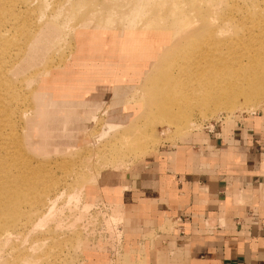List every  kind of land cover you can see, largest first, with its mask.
<instances>
[{
  "label": "rangeland",
  "instance_id": "obj_1",
  "mask_svg": "<svg viewBox=\"0 0 264 264\" xmlns=\"http://www.w3.org/2000/svg\"><path fill=\"white\" fill-rule=\"evenodd\" d=\"M13 7L19 17L7 22ZM0 10V40L19 49L27 32L35 39L8 75L10 117L0 89V264L188 263L172 220L129 208L140 196L128 174L161 151H197L212 126L264 121V0H4ZM194 18L199 43H176ZM39 91L47 122L72 124L41 150L17 142Z\"/></svg>",
  "mask_w": 264,
  "mask_h": 264
},
{
  "label": "crops",
  "instance_id": "obj_2",
  "mask_svg": "<svg viewBox=\"0 0 264 264\" xmlns=\"http://www.w3.org/2000/svg\"><path fill=\"white\" fill-rule=\"evenodd\" d=\"M227 128L200 134L197 151L164 150L128 174L127 191L140 196L129 208L140 202L148 211L133 212L172 220L186 264H264V121Z\"/></svg>",
  "mask_w": 264,
  "mask_h": 264
},
{
  "label": "bare ground",
  "instance_id": "obj_3",
  "mask_svg": "<svg viewBox=\"0 0 264 264\" xmlns=\"http://www.w3.org/2000/svg\"><path fill=\"white\" fill-rule=\"evenodd\" d=\"M0 2H4V0H0ZM22 7H23V5L21 4V6H18L17 8L19 10H21V9L23 10ZM11 9L12 10H9L7 12V14L5 15V18H6L5 20L7 22H10V18L12 20V19H17L19 17V14L16 10H14V7ZM0 14H2V10H0ZM197 14H198L199 19L202 21V23H204L203 21H205V19H206L205 11L198 10ZM197 14H196V16H197ZM35 17H34V19H35ZM88 20L89 19L87 17H84L83 20L81 21L80 26L82 27V26L86 25ZM22 21H23V19H22ZM91 21L95 23V22H97V19L95 18ZM197 23H200L197 20V18L191 19L188 24L185 23L184 26H182L183 31L181 33L178 32L177 34H175V36L177 37L176 43H178L180 41L181 42H187L188 44L191 45V47H194L196 45L195 43H199V40L202 38V35H203V31H202L203 29L202 28L195 29L194 27L196 26ZM11 28L16 29V30H20V29H18L19 27L16 24H13V26ZM25 35L27 38H25L24 44L22 46H20L19 49L15 48L16 45L12 46V45L8 44L7 43L8 40H0V89L2 90L3 95H4V98L1 100L3 101L2 105L6 106V108L3 110V112L6 114V116H9V117H10V108H9L8 104H11L12 101L15 99V97L12 95L11 89L13 86L11 85V82L8 79L9 78L8 75L9 74L17 75L18 73H20V72H17L16 69L21 67L23 65V63L25 62L24 59L28 55L29 46L35 40L33 38V35L30 32H27ZM127 39H131V36L129 35ZM56 41H58V40H56ZM156 41H158V43L161 46L160 45H159V47L153 46L152 48H153L154 53L160 52L163 49V47H165L166 37H164V39L162 41H161V39L159 40L158 38H156ZM152 44H154L153 40H152ZM81 47L82 46H80V47L78 46V48H81ZM89 47H90L89 49H93L92 46H89ZM37 48H38V46H37ZM15 49L18 50V53H15ZM95 49L96 48H94V50ZM10 50L13 52L12 54H10ZM97 50L99 51L100 49H97ZM6 57L9 58L10 61L6 62V65H4V63H5L4 60L6 59ZM78 60L79 61L84 60V54L83 53H82V55H80L78 57ZM15 64H17L14 67L15 70L11 71V68ZM67 67H68V65L64 61L63 67L61 68V71H63L64 74L67 70ZM42 73H45V71ZM70 73L68 72V74H70ZM169 84H167V85H169ZM250 97L251 96H248L247 98L250 99ZM67 98H68V96L63 93V95H61L57 99V101L64 102ZM30 99L33 102V114H34V116L31 119L25 120L26 132L23 135L22 139L17 140V142L19 141L21 146L32 147V148L37 149V150H41L44 148L47 149L48 143L51 140H53L56 136H61V134L64 133V130H66L67 128H72V124L70 123V125H66V124L60 123L61 125H51L47 122L50 103L45 100V97L42 95V93L40 91L32 94ZM156 102H157V100L155 98L151 100V103H156ZM235 104H237V103H235ZM3 106H1V107H3ZM239 106L240 105L238 104L236 107H239ZM159 112H160L159 114L162 117H171L174 119H178V121L182 124L186 123L184 121L188 118L185 115L180 114L178 112L177 113H174V112L167 113L163 109L160 110ZM43 135L45 136V138H42ZM64 137H65V135H64ZM32 139H36L34 143H32Z\"/></svg>",
  "mask_w": 264,
  "mask_h": 264
}]
</instances>
